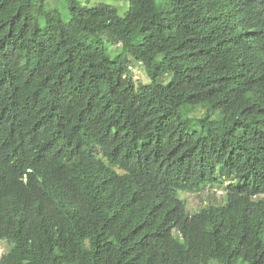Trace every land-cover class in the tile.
<instances>
[{
	"label": "trees",
	"instance_id": "16d2710c",
	"mask_svg": "<svg viewBox=\"0 0 264 264\" xmlns=\"http://www.w3.org/2000/svg\"><path fill=\"white\" fill-rule=\"evenodd\" d=\"M43 1L0 0V264H264V0Z\"/></svg>",
	"mask_w": 264,
	"mask_h": 264
},
{
	"label": "rangeland",
	"instance_id": "374dc122",
	"mask_svg": "<svg viewBox=\"0 0 264 264\" xmlns=\"http://www.w3.org/2000/svg\"><path fill=\"white\" fill-rule=\"evenodd\" d=\"M86 6H93L97 3H104L117 8L119 15L124 16L128 10L129 4L127 0H78ZM43 6L45 10H55L59 13L61 19L64 22L69 20V11L67 7L66 0H44ZM40 25L45 27L46 20L44 17L39 19ZM103 40L107 46V51L109 54H113L120 50L117 43L103 36ZM131 76L138 88L141 85L149 84L151 79L147 75L145 68L140 63L131 64ZM168 79V78H167ZM227 180L225 183H228ZM226 191L221 185L205 186L201 190L193 191H180L179 196L184 204L185 209L189 214L195 213L197 210L202 209L209 204L223 203L224 195ZM9 246L7 242H3L0 246V256L8 250ZM208 264H217L215 261H211ZM237 264H245L244 262H239Z\"/></svg>",
	"mask_w": 264,
	"mask_h": 264
}]
</instances>
